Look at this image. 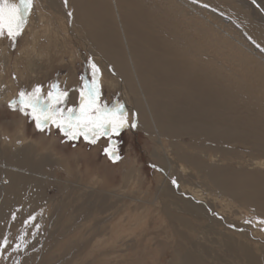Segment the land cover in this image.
<instances>
[{
    "label": "bare ground",
    "instance_id": "obj_1",
    "mask_svg": "<svg viewBox=\"0 0 264 264\" xmlns=\"http://www.w3.org/2000/svg\"><path fill=\"white\" fill-rule=\"evenodd\" d=\"M182 1L47 0L48 9H59L57 25L53 29L54 24L47 22L46 9L30 10L28 21L38 25H31L32 40L20 56L30 62L33 55L49 56L47 50L36 48L47 41L56 44L53 53L59 57L73 44L79 53L86 49L87 57L99 61L101 84L122 88L137 127L153 144L159 190L170 201L161 208L163 223L169 229V220L174 237L180 240L170 264H210L219 252L230 264H263L251 244L245 247L247 241L255 243L257 235L262 236L260 219L254 217L251 234L244 232L248 220L242 210L233 219L231 208L243 202L264 210V179L255 174L264 170V74L258 70L264 69V57L226 31L230 30L226 20L214 16L212 22L213 15ZM182 4L191 13L186 14ZM182 16L191 34L182 30ZM248 29L264 48V28ZM61 41L63 45H57ZM233 65L245 73H235ZM6 93L0 89V103L12 99ZM75 97V93L68 95L65 111L76 107ZM236 147L252 155L246 161L252 173L228 165ZM1 164L2 181L8 186L0 187V228L20 203L26 208L18 211L15 220L40 204L37 181L17 170L37 173L46 168L42 161L30 162L23 152H14ZM243 219L245 224L236 222ZM35 247L36 242L27 251ZM19 252L13 264H29L30 258ZM41 260L39 255L34 264Z\"/></svg>",
    "mask_w": 264,
    "mask_h": 264
},
{
    "label": "rangeland",
    "instance_id": "obj_2",
    "mask_svg": "<svg viewBox=\"0 0 264 264\" xmlns=\"http://www.w3.org/2000/svg\"><path fill=\"white\" fill-rule=\"evenodd\" d=\"M46 1L33 0L31 11L36 6L46 9L47 14H50L47 22L53 23L54 29L60 17L59 9H48ZM182 2L213 15L210 18L212 22H215L214 16L226 20L227 25H230V30L225 29L226 31L248 44L249 48L259 50L257 52L264 57V48L248 29L250 26L264 28V0H257L256 4L250 0ZM183 9L186 14L191 13L184 4ZM196 19L202 21L200 18ZM186 23L189 25L182 16V30H188L191 34ZM31 25L37 27L38 24L29 22L27 18V23L14 43L6 34L0 37V89L1 94L7 92L12 98L8 103H0V187L8 186L7 181L6 184L2 181L1 163L14 152H23L34 164L42 161L46 168H40L37 173L27 168L17 170L22 177L30 176L27 179L37 181L35 195H39L37 197L40 204L29 215L15 220L18 211L26 208L25 204L20 203L10 214L11 217L6 218L0 228V243L7 239L8 244L0 251V263L13 264L15 253L20 251L19 255L30 258L29 264H34L39 255L43 260L40 264H170L176 243L180 241L174 237L170 221L167 220L169 229H165L167 224L163 223L162 218L166 217L161 208L170 201L159 190L160 171L156 169L151 156L153 144L137 127L136 115L130 113L124 91L119 86L101 84L99 76L103 67L99 61L89 54L87 57L86 49L81 48L79 53L73 44L69 46L66 55L58 57L53 53L56 44L44 41L42 47L38 44L36 48L43 49L44 53L47 50L50 55H33L31 62L27 61L20 56V51L32 40ZM57 45H63L62 41ZM92 64L97 65L100 70V103L109 108L122 105L127 114V126L119 134L101 135L95 143L86 141L83 136L70 140L54 125L38 129L31 109L21 111L18 103L15 110L9 107L11 102L19 100L21 91L31 93L36 86H40L42 95L46 96L52 90V85H58L60 90L68 91V95L75 93V109H78L80 89L93 79ZM232 69L238 74L245 73L243 68L235 65ZM258 70H262L264 74V69ZM102 74L109 80L105 73ZM261 96L264 101L263 95ZM66 106L65 103L63 107ZM133 123L135 128L131 127ZM105 149H109L118 159H110ZM242 153L245 155L242 156ZM252 158L244 149L236 147L233 161L228 165L238 172L252 173L246 162ZM255 174L264 179V170ZM231 204L235 203L232 201ZM237 205L231 208L232 218L240 216L238 213L242 210L243 216L248 220V228L244 232L251 234L254 217L260 219L262 236L257 235L258 242L255 243L247 241L246 244L249 243L245 247L251 244L264 261V210L244 205L243 202H238ZM242 221L245 220L236 222ZM34 242L37 247L31 252L27 251ZM18 243L21 247L16 250ZM70 247L74 249L69 250ZM102 253H108L109 256L99 257ZM218 255L219 260L210 258V264H230L224 252H219ZM66 256L72 258L62 262Z\"/></svg>",
    "mask_w": 264,
    "mask_h": 264
},
{
    "label": "snow or ice",
    "instance_id": "obj_3",
    "mask_svg": "<svg viewBox=\"0 0 264 264\" xmlns=\"http://www.w3.org/2000/svg\"><path fill=\"white\" fill-rule=\"evenodd\" d=\"M67 3V0H65ZM33 0H19L12 3L11 0H0V37H7L15 42L27 23ZM71 15V13H69ZM93 79L91 83H85L80 89L79 108H68L65 111L68 91L60 90L58 85H52V90L46 96L42 95L40 86H36L31 93L21 91L19 100L13 101L9 107L15 110L18 103L21 111L31 109L32 118L36 121V127L40 130L50 124L57 127L68 139L76 140L83 136L86 141L95 143L101 135L119 132L127 126L126 112L122 105L109 108L100 103V86L98 82L99 68L91 65ZM25 114H28L25 112ZM131 127L135 128L133 123ZM111 146V144H110ZM106 154L114 161L118 156L105 149ZM175 184L176 182L173 181ZM8 244L7 239L0 243V251ZM16 250L21 244H16Z\"/></svg>",
    "mask_w": 264,
    "mask_h": 264
},
{
    "label": "crops",
    "instance_id": "obj_4",
    "mask_svg": "<svg viewBox=\"0 0 264 264\" xmlns=\"http://www.w3.org/2000/svg\"><path fill=\"white\" fill-rule=\"evenodd\" d=\"M65 110H66V108H65Z\"/></svg>",
    "mask_w": 264,
    "mask_h": 264
},
{
    "label": "water",
    "instance_id": "obj_5",
    "mask_svg": "<svg viewBox=\"0 0 264 264\" xmlns=\"http://www.w3.org/2000/svg\"><path fill=\"white\" fill-rule=\"evenodd\" d=\"M251 1V0H250Z\"/></svg>",
    "mask_w": 264,
    "mask_h": 264
}]
</instances>
